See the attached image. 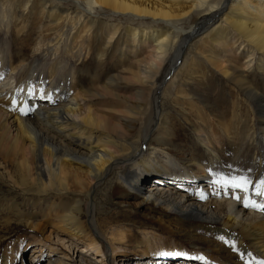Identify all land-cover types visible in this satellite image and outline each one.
<instances>
[{
  "label": "bare ground",
  "instance_id": "6f19581e",
  "mask_svg": "<svg viewBox=\"0 0 264 264\" xmlns=\"http://www.w3.org/2000/svg\"><path fill=\"white\" fill-rule=\"evenodd\" d=\"M60 1L64 5L58 4ZM7 5L9 10L6 13L4 9ZM34 7L39 10L35 11ZM11 12L17 14L13 16ZM103 12L150 19L141 23L149 25L148 27L133 31V27L126 26V32L124 31L130 43L129 57L133 58L135 46H138V54H145L143 59L136 61L137 68L129 69L126 76L115 72L103 82V88L113 91L121 88L115 83L118 80L132 84L124 87L130 91L133 90V84L139 86L134 106L128 102L127 96L121 95L123 110L114 111L127 118L126 124L129 127L139 122L138 130L131 134L130 129L121 123L113 124L111 131L118 133L115 139L109 138L106 131L111 117L91 106L89 99L94 98L95 92H88L79 86L80 78L75 73L76 67L70 68L68 77L57 76L52 68L45 70L44 74L31 70L21 83H16L20 77L18 69L27 59L23 52L18 60L15 56L26 48L27 14H38L41 20L37 26L39 34H43L45 38L34 39L35 47H30L34 54L41 55L46 48H52L53 52L66 48L62 44L67 34L71 39L77 40L78 45L71 51L81 59L76 64L81 67L84 65L83 60L86 61L91 54V44L99 39L94 29L104 30L100 43L93 51L99 66L111 49L120 44L125 46L117 35L121 29V25L117 24L119 17H116L113 24H99L102 21L99 16ZM31 22L33 21L29 23ZM65 26L76 29L69 34V31L63 30ZM1 29L6 33V40L0 45L4 48L0 50V176H7L17 186L21 185V178L26 176L25 183L36 181L41 192L54 188L65 198L73 192L84 194L90 199L87 225L78 223L83 210L79 199L63 207L60 214L55 206L49 205L47 209L50 212L42 214L41 220L29 221L30 229L35 232H42L47 227L56 230L53 226H57L70 240L81 246L76 249L73 259L65 251L57 254L56 247L48 245L47 257L52 258L47 264H112L114 261L116 264H246L250 259L247 254L251 253L249 246L255 251L251 253L253 256L264 259V212L245 208L244 192L214 185V177L210 176L213 172L212 164L222 166L223 158L220 154L226 143L234 151H240L235 159L245 157L248 147L256 151L253 157L255 165L264 169V94L259 91L257 81L250 79L253 75L261 77L260 82L264 84V0H3L0 2V31ZM46 31L56 33L51 36ZM202 33L209 35L196 50L191 42ZM41 44L45 47H41ZM185 51L190 52L193 58L194 55L202 57L214 72L222 75L223 78H220L234 92V102L245 105L242 100L249 99L254 105L248 102V121L244 126L240 119H235L237 122L234 127L231 124L225 125L222 120H216L208 127L210 118L200 115L204 120L198 116L202 112L197 114L199 122L192 125L194 139L201 148L207 150L210 157L207 164L210 166H203V162L191 154L188 157L191 164L186 167L170 161L175 169L184 172L178 174L169 171L167 166L157 164L151 156L145 158L142 154L141 160L136 157L137 151V155H140L136 140L145 144L159 131L163 118L161 100L165 92L168 91L172 98L180 93L181 87L177 88V82L171 87L166 83L167 75L175 70ZM60 62L54 61L52 66ZM119 62L122 63L121 60ZM130 64L133 66V62ZM189 64V67L195 65L194 59ZM165 67L167 69L163 71ZM157 74H160L158 78ZM204 77L206 76L203 75L200 79L205 81ZM91 86L94 90L98 89V79ZM194 95L197 103L204 104L205 100L200 95ZM13 100L16 101L15 106ZM46 100L48 102L43 103ZM13 107H30L35 108V111L22 115L19 110H13ZM255 112L259 115L258 118L255 117ZM130 119L133 122H129ZM218 132L222 134L218 136ZM102 134L105 136H101ZM246 138L253 146L243 144ZM155 150L151 149L149 153H155ZM166 158L170 157L166 155ZM118 165L122 168L114 177L120 183L119 189L124 194L137 193L140 195L138 203L148 206L147 210L157 208L163 213L164 218L160 213L152 222L158 225V230L166 237H174L176 227H172L173 222L186 219L189 227L198 224L197 226L206 230L205 233L223 237L220 247L231 246L224 241H235V255L232 258L226 257L220 253L219 248L215 249L209 244L208 248L189 253L176 250L174 245L167 243L154 248L149 239V236L155 238L154 233L144 234L145 240L129 256L122 257L118 254L116 244L130 241L128 239L131 236L126 238L127 231L116 229L113 224L108 227L116 216L112 217L109 210L97 215L92 198L95 188ZM7 167H12L17 174L24 173L19 182L12 179ZM193 169L195 172L191 173ZM239 171L240 167L236 166L233 174L226 171L221 173L248 175L253 180V185L249 187L247 196L264 203V197L255 195L253 191L255 182L264 178V173L254 177L253 174H238ZM150 182L151 184H147ZM180 183H184L182 191H179ZM201 193L207 198L201 199ZM233 195H240L242 199L237 201L233 199ZM120 203L125 201L117 202ZM100 220L104 223L102 227L107 229L101 228ZM31 242L30 238L26 245ZM211 243L218 244L216 241ZM67 247L76 248L71 241ZM161 251H180L187 255H157ZM240 253L245 254V260L239 258ZM13 258L3 257L0 264H10L14 261Z\"/></svg>",
  "mask_w": 264,
  "mask_h": 264
},
{
  "label": "rangeland",
  "instance_id": "374dc122",
  "mask_svg": "<svg viewBox=\"0 0 264 264\" xmlns=\"http://www.w3.org/2000/svg\"><path fill=\"white\" fill-rule=\"evenodd\" d=\"M0 2H3V0H0ZM58 4L64 5L61 1L58 2ZM8 10L9 7L7 5L4 11L7 13ZM34 10L38 11L39 8L34 7ZM109 12L111 11L109 10ZM11 14L14 16L17 12H11ZM116 17H119L120 20L117 24L121 25L120 32H118L117 35L121 38V41L125 43V46L120 44L119 47L111 49V51L107 54L105 61L102 62V65L100 66L93 54V51L101 41V36L104 31L100 29H94V32L99 35V39L95 40L93 44H91V54L88 55L86 61L83 60L84 63L82 64L84 65L81 67L76 66L81 59L79 60L78 57H76V55H74L71 51L72 48H75L78 45L77 40L71 39L67 34H65L64 43L62 44V46L66 48H60L56 52H53L52 48H46L43 50L41 55L34 54L32 48H30L35 47L34 39L40 38L41 40H45L43 34H39V28L37 26L41 23V20L37 13L34 15L27 14L26 18L28 26L25 31L26 48L24 51L21 50L20 53L15 54L17 60L18 57L21 56L22 52L27 57L23 66L18 69L20 77L16 81L17 84L21 83L25 79L23 77L28 76L31 70L44 74L45 70L52 68L57 76L62 75L66 77L67 75L68 77L71 71L70 68L76 67L75 73L80 78L78 79L79 86L88 92H95L94 98L89 99V101L92 102L91 106L96 109V111L111 117L109 118L110 125L106 128V131L108 132L107 134H109V138L114 139L118 136V133H116V131H111L113 124L117 125L118 123H121L122 126L130 129L131 134L136 133L138 130L139 122H137V124L133 123V126L129 127L128 124H126L127 118L120 116L121 113H115L114 111L116 109L123 110L121 106L123 97H121V95L127 96L128 102L133 107L136 102L135 93L138 91L139 86L137 84H133V90L130 91L128 90L129 88L125 89L124 87H130L132 84L126 83L124 80H118L115 81V83L121 88L113 91L103 88V82L115 72L120 73L121 76H126L130 72L129 69L133 68V70H135L137 68L135 64H137L138 60L143 59L145 54L142 53L140 55L141 52L138 54V46H135L133 48V58L129 57L130 43L127 41L128 37L125 33L126 26L133 27L134 31L136 28L148 27L149 25L141 23L143 21L150 20L147 18L137 19L138 17L136 16L128 17L120 13H104L99 16V19L102 20L99 21V24H113L115 23L114 20L117 19ZM193 20L192 22L195 21ZM30 21L33 22L29 23ZM75 29L76 28H71L70 26H65L63 28V30L69 31V34L73 33V30ZM46 33L54 36V33L56 32L46 31ZM5 35L6 33L1 29V46L6 40ZM208 35L205 36V34L202 33L193 39L191 43H194L196 46L194 48H196V50L202 46V42L206 40ZM52 42H55V40ZM1 46L0 50L4 49ZM41 47H45V45L41 44ZM67 50H69V52H67ZM12 55H14V53ZM84 55L85 54H82V56ZM181 58H178L179 62L176 64L175 70H173L171 74L167 75L168 81L166 83L168 87H171L177 82L179 84L177 88L181 87L180 93H175L176 95L172 98L173 96H170L168 91L165 92L161 100L163 118L161 124L159 125V131L154 133L150 137V141H147L145 144L144 142L136 140V145L138 146L137 149H139L140 154L137 155V151L136 157H140L142 154L145 158L151 156L157 164L159 163L167 166L169 171L178 174H183L184 172L175 169L173 164L186 167L191 164L188 162V157H190L191 154L198 157L199 161L203 162V166H210V164H207L210 161L207 150L201 148L194 139V130L192 125L199 122L198 116L200 117L201 115L204 118H210L209 123H207L208 127L211 123H215L216 120H222L225 125L229 126L231 124V126L233 125L232 127H234L237 122L235 119H240V121L243 122L242 125L244 126L247 125L248 121V113L246 111L249 107L248 102L254 105L249 99L242 100L245 102V105L243 103L240 105V103L238 104L234 102L235 98L232 95L234 92L231 91V86L227 84V82L225 83V80L220 78L222 75L214 72L210 65L204 62L202 57L194 55L193 58L190 52L185 51ZM192 59H194L195 65L189 67V61H192ZM119 60H121L122 63H120ZM54 61L61 62L56 66H52V62ZM132 62L133 66L130 64ZM60 68H63V70ZM166 69L167 67H165L163 71H166ZM203 75L206 76L204 77L205 81L200 79ZM159 76L160 74H157L156 78ZM96 79L99 81V88L94 90V87L91 86V84L92 82H95ZM250 79L254 82L257 81L259 91L264 94V84L262 81L260 82L261 77L253 75ZM194 94L200 95V97L205 100H203L204 104L199 102L197 103V98ZM35 101H38L37 98H35ZM47 102L48 101L46 100L43 103L46 104ZM197 114L199 115L197 116ZM203 117L200 118L204 119ZM255 117H259L257 112H255ZM129 122L133 121L130 119ZM123 131V133H125V128ZM221 134V132L217 133L218 136ZM101 136L104 137L105 135L102 134ZM243 144L245 146L252 144L253 146V143L248 138L245 139ZM229 146L230 145L226 143V145L223 146V152L220 154L223 158L222 166L218 165V163L211 165V172L213 170L210 174L211 177H214V174L221 173L223 171L233 174L236 172V166L240 167L238 174H250V176L253 174L254 177H259L264 173L262 166L257 167V165H255V159L253 157L256 151L248 147V152L245 154V157L235 159V157L240 154V151L236 152ZM154 148L156 149V152L149 153L150 150ZM242 149L245 150L243 147ZM166 155L170 158H166ZM170 161H174L175 163L172 164ZM121 168L122 166L118 165L111 173H108L109 175L104 177L103 181L97 188H95L92 195L93 202L97 208V215H102L105 211L109 210L112 217L116 216V219L113 222H110L108 227L113 224L116 229L127 231L126 238L129 235L131 236L128 239L130 241L116 244L118 254H121L122 257L129 256L130 252L139 248V244L145 240L143 237L144 234H155V238L149 236L150 243L154 248H158L161 244L167 243L174 245V249L176 250H183L189 253L190 251H198V249L203 250L208 248L209 245H212L215 249L219 248L220 253L226 257L230 256L232 258V255H235V251L231 246L224 245V247H220L219 244H221L220 242L222 241L220 239V235L216 236L217 239H214L216 237H214L212 233H205L206 230L202 226H197L198 224L191 225L189 227L187 224L189 221L186 219H183L181 222L175 221L173 224L171 223L172 227H176L174 237H166L162 231L158 230V225L152 222L155 220V217H159L158 215H160V213L161 217L164 218L163 213L156 210L157 208H154L153 211L147 210L148 206L145 207L144 205L138 203L140 195L137 193H125V195L121 192L122 190L119 189L120 183L117 182L116 177L114 176L120 173ZM7 170L12 179L17 182L20 181L21 174H24H17L12 167H7ZM194 172L195 169H193L191 173ZM151 175L157 176L156 174ZM25 177L26 176H23L21 178V185L17 186L16 184H13L12 180L8 179L7 176H0V262H2L3 257L6 258V256H8L11 258V256H13L14 261L10 264H47L48 260L52 258L50 256L47 257L48 245L55 246V251L58 252L57 254L65 251L71 258L75 259L76 249H80L81 246L70 240L68 235L63 230L57 229V226H53L56 230H53L52 227H47L42 232H35L30 229L28 224L29 221L33 222L41 220L43 217L42 214L46 215L49 213L50 210L47 209L49 205L55 206L60 214L63 207L67 204L73 203V201L77 199L82 202L83 207L78 223L80 225L86 224L88 222L87 206L90 199L84 194L73 192L69 193L67 195L68 197L65 198L64 195L55 191L54 188L41 192L36 185V181H29L28 183H25ZM166 183L169 182L167 181ZM147 184H151V182ZM147 184L144 186L146 187ZM183 184L184 183L179 184V191H182ZM121 200L125 201V203L117 204V202ZM115 211L122 214L118 212L114 214ZM102 222L103 221L100 220L101 228L107 229L102 227L104 225ZM160 228L163 229L164 227L160 226ZM30 238L32 239V242L29 245H26V241H29ZM159 238L161 239L159 240ZM70 241L76 248L70 249L67 247ZM211 241H216L218 244L211 243ZM104 245L106 244L104 243ZM249 251H251V253L255 252L250 246ZM88 256L92 257L91 255ZM181 261L184 260L181 259ZM112 264H116V261ZM175 264L185 263L177 262Z\"/></svg>",
  "mask_w": 264,
  "mask_h": 264
},
{
  "label": "snow or ice",
  "instance_id": "6c2138e0",
  "mask_svg": "<svg viewBox=\"0 0 264 264\" xmlns=\"http://www.w3.org/2000/svg\"><path fill=\"white\" fill-rule=\"evenodd\" d=\"M13 105L15 106L16 101L13 100ZM13 110H19L22 115H27L28 112L35 111V108L30 107H21L19 109H16L13 107ZM250 171V170H249ZM212 183L214 185H219L224 188H231V189H238L245 193V196L243 197V206L245 208H254L259 211L264 212V203H259L256 200L250 198L247 196V193L249 191V187L253 185V180L248 175H224L222 173H216L214 174V178L212 180ZM253 191L255 195L264 197V178L259 179L255 182ZM219 195V193H216ZM227 194V193H225ZM201 199H206L207 197L201 193ZM233 199L240 201L242 198L240 195H233ZM221 240L224 238L221 237ZM225 243H228L232 246L233 250L235 251V241H224ZM157 255L159 256H174V257H183L186 256L187 253L180 252V251H161L158 252ZM250 259L246 261V264H264V259H257L255 256H253L251 253L247 254ZM239 258L241 260H245V254L240 253ZM197 259H204L203 257H197Z\"/></svg>",
  "mask_w": 264,
  "mask_h": 264
}]
</instances>
